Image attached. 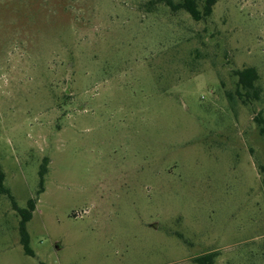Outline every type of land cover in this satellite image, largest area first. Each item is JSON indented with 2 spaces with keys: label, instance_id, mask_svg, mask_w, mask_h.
<instances>
[{
  "label": "rangeland",
  "instance_id": "1",
  "mask_svg": "<svg viewBox=\"0 0 264 264\" xmlns=\"http://www.w3.org/2000/svg\"><path fill=\"white\" fill-rule=\"evenodd\" d=\"M257 117L264 0H0V264H264Z\"/></svg>",
  "mask_w": 264,
  "mask_h": 264
},
{
  "label": "trees",
  "instance_id": "2",
  "mask_svg": "<svg viewBox=\"0 0 264 264\" xmlns=\"http://www.w3.org/2000/svg\"><path fill=\"white\" fill-rule=\"evenodd\" d=\"M163 1L169 7H178L185 9L190 16L198 21L202 17L209 15L211 12L212 6L216 3L217 0H204L201 10L199 9L196 0H182L177 3H173L172 0H157ZM235 76V94L246 104L251 99H258L259 97V88L257 87L258 73L256 69L252 66L242 68L240 70L234 71ZM257 122L262 123L260 127L261 133L264 135V121L262 118L257 117ZM43 170H40V175L42 177ZM42 180V179H41ZM4 173L0 170V191L6 192L4 186ZM33 209L32 201L28 204L27 208H19V213L21 215V220L19 223V232H20V241L23 244L25 251H30L28 246V233L26 230V223L31 218V213ZM204 257H197L196 261L198 264H207L204 260Z\"/></svg>",
  "mask_w": 264,
  "mask_h": 264
}]
</instances>
